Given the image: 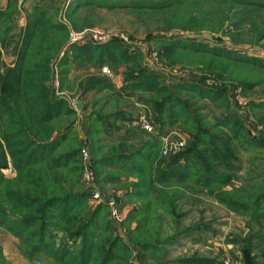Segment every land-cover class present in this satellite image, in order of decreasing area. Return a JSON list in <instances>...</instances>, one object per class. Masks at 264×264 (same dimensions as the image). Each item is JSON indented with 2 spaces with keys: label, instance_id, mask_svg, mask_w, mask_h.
<instances>
[{
  "label": "rangeland",
  "instance_id": "obj_1",
  "mask_svg": "<svg viewBox=\"0 0 264 264\" xmlns=\"http://www.w3.org/2000/svg\"><path fill=\"white\" fill-rule=\"evenodd\" d=\"M15 1L20 8L16 7L11 21L16 39L22 35L20 22L24 19L21 20V13L27 15L32 7L46 1L47 6H52L49 10L56 9L53 17L67 27L69 36L74 32L81 38L74 43L105 45L118 40L128 54L140 57L142 69L159 76L160 85L198 83L204 89L226 91L223 96L200 98L196 93L171 87L180 98L194 103L199 122L209 130L208 134L226 142L232 150L234 170L221 164L220 158L211 157L212 151L205 153L214 169L232 175L230 182L223 185L225 190L246 199L251 191L250 215L228 208L192 179L188 187L182 186L183 190L169 189L158 196L155 190L148 188L150 191L140 197L138 175L128 159L120 164L118 157L155 137L160 142L161 159L170 161L171 156L186 151L195 141L191 124L181 117L172 123L160 121L156 102L164 99L161 94L149 90H123L127 70L133 67V62L120 60V54L114 53V61L107 58L102 65L95 61L80 63L70 54L67 72H59V60L70 47L69 38L60 45L48 84L58 97L70 101L74 113L54 122L53 138L60 129L63 141L50 159L54 161L55 157L67 152L74 154L67 163L63 161L56 170L49 172L48 187L58 188L53 180L54 176H59L60 187L64 190L86 195L82 206L75 204L72 215L84 221L90 216L93 219L89 232L93 235L95 252L88 264H102L106 252L113 254L107 264H187L183 260L195 255L215 259L218 263L244 264L240 238L246 237L250 239L252 255L259 264H264V203H256L257 197L264 193V9L203 1L202 11L207 15L196 9L191 16L202 18L203 22L192 26L186 5L181 6L178 14L121 6L90 10L91 16H88L87 9L83 8L85 24L80 23L81 28L75 29L68 18L72 6L67 8L65 0ZM222 12H226L228 20L219 26ZM173 18L176 22L169 29L165 24ZM100 31L106 34V39L99 44L93 35ZM172 35L194 40L196 50L168 53L162 41ZM105 66L110 73H103ZM94 76L107 79L114 86L103 90L85 88L87 80ZM117 76L123 83L120 88L116 84ZM80 102L82 108L79 109ZM177 107L172 109L177 110ZM144 115L152 122L153 131L135 124ZM164 135L172 141H183L184 146L176 153H164ZM209 142L206 135L201 144L210 145ZM206 147L200 146L201 149ZM85 149L89 150L87 157ZM87 166L94 172V185L101 201L92 198L85 184ZM41 168L47 167H35L34 177L41 178ZM2 173L12 179L17 177L18 171L9 163ZM238 202L244 204L241 198ZM53 229L56 244L66 240L72 251L69 261L76 264L79 260L72 256H79L81 239L69 238L55 225ZM11 235L13 238L2 240L6 244L0 246V264L4 261L6 264H33L36 260L41 264H66L45 254L30 258L21 241ZM113 246L114 252L111 251Z\"/></svg>",
  "mask_w": 264,
  "mask_h": 264
},
{
  "label": "trees",
  "instance_id": "obj_2",
  "mask_svg": "<svg viewBox=\"0 0 264 264\" xmlns=\"http://www.w3.org/2000/svg\"><path fill=\"white\" fill-rule=\"evenodd\" d=\"M203 1L217 2L225 6L233 4L250 6L258 10L264 9V0H75L68 11V18L74 28L79 29L81 28L80 23L85 24L83 8L87 9L86 15L88 16H91L90 10L113 9L121 6L178 14L181 6L186 5L190 12L189 25L195 26L197 22H203L202 18L191 16L196 9L207 15L202 11ZM16 7L17 2L12 0L6 11H0L2 21L0 41L5 48L16 43L18 50L15 66H6L1 69L0 65V232L5 229L16 236L24 246L25 254L30 258L45 254L62 263H73L68 257L72 252L68 242L64 240L59 245L55 242L56 234L53 229L55 225V227L62 228L69 238L81 239L80 254L72 257L78 258L79 261L76 264H88L95 252L93 235L89 232L93 219L90 216L87 221H84L72 215L75 206L84 204L86 195L64 190L60 187L59 176H54L55 180H53L58 184V188L48 187L51 182L49 172L56 170L63 161L67 163L74 154L67 152L55 157L54 161L50 159L51 153L63 141V132L60 129L57 136L53 138L54 122L64 117L69 118L74 113L70 101L65 97H58L48 84L55 54L60 45L68 40L69 30L54 19L56 9H42L36 6L28 10L26 26L22 30L21 37L16 39L14 35L10 36L13 33L11 21L14 18ZM224 14L226 12H222L219 26L228 20L227 14L223 16ZM173 20L175 19L167 22L165 26L172 28L176 22ZM194 42L180 35H172L162 41L166 51L170 54L182 49L196 50L197 45ZM66 52L65 57L59 60L61 68L59 72L62 73L68 70L65 68L71 62L70 54L80 63L95 61L99 65L105 64L107 58L114 61L112 56L115 58V54H120L118 56L120 60L133 62V67L127 70L123 90L133 92L149 90L161 94L164 99L156 102V106L159 107L160 121L166 123L169 120L172 123L181 117L191 124L195 141L186 151L171 156L170 161L166 162L161 159L158 151L160 142L155 137L150 141L142 142L130 153L118 157L120 164H124V160L128 159L132 170L138 175L137 189L140 191V197L150 191L148 188L155 190L158 196L167 193L165 191L169 189L183 190L184 186L188 187L191 184L189 180L192 179L195 184L209 191L228 208L249 214L253 201L251 191L246 199L234 191L225 190L223 185L230 182L232 175L214 169L212 163L208 162L210 157L205 153L214 152L209 153L211 157L220 158L221 164L234 170L236 163L231 159L234 156L232 150L226 142L208 134L209 130L202 127L194 103L180 98L173 91L187 90L196 93L200 98H214L225 95L224 89L208 90L198 83L160 85L159 76L142 69L139 66L140 57L128 54L118 40L105 45L72 43ZM113 86L112 83L107 82V79L97 76L85 83L87 89L103 90ZM174 106H178L177 110L172 109ZM70 124L72 126V123ZM206 135L211 142H209L210 145L201 144ZM200 146L207 147L201 149ZM9 163L18 171L17 177L12 179L2 173V169L8 167ZM40 165H46L47 168H41V178H36L33 172L36 170L35 167ZM240 198L244 204L238 202ZM257 202L264 203V193L257 197ZM240 241L243 244L244 264H259L252 255L249 237L240 238ZM144 246L147 247V245ZM112 248L111 251L114 252V246ZM112 255L111 252H106L102 264H107ZM183 262L187 264H225L224 262L218 263L212 258L196 255L188 257ZM3 264H6L5 261Z\"/></svg>",
  "mask_w": 264,
  "mask_h": 264
},
{
  "label": "built area",
  "instance_id": "obj_3",
  "mask_svg": "<svg viewBox=\"0 0 264 264\" xmlns=\"http://www.w3.org/2000/svg\"><path fill=\"white\" fill-rule=\"evenodd\" d=\"M21 1H25V0H21ZM75 3V0H65V6L67 8H69L70 6H72ZM73 34V38H74V42L78 41L79 36L74 34V32H72ZM106 34L103 31H100L99 33H95L93 35V39L98 41V43H102V41H104L106 39ZM69 44V43H68ZM103 73H110V70L107 66L103 67L102 69ZM151 117V114H149ZM150 119V118H149ZM152 122L148 121V117L146 115L140 117L137 121H135V124L140 126L142 129L147 130V131H153V126L151 124ZM155 131V130H154ZM157 132V131H156ZM162 141H163V151L164 153H169V152H173L176 153L178 150H180L183 146H184V142L183 141H178V140H174L172 141L168 135H164L162 137ZM84 155L87 157L89 155V150L85 149L84 151ZM86 171H85V177H84V181L85 184L88 188V191L91 193L92 198L96 201H101L102 197L99 193V191L96 189L95 185H94V172L91 169L90 166L86 167ZM33 264H41L40 260H36L34 261Z\"/></svg>",
  "mask_w": 264,
  "mask_h": 264
},
{
  "label": "crops",
  "instance_id": "obj_4",
  "mask_svg": "<svg viewBox=\"0 0 264 264\" xmlns=\"http://www.w3.org/2000/svg\"><path fill=\"white\" fill-rule=\"evenodd\" d=\"M9 2H10L9 0H0V11H6ZM45 2L46 1H42L37 6L42 8V9H48V8L52 7L51 5L47 6ZM18 9L20 10L19 6H18ZM20 13H21V11L19 12V14ZM21 14H22V18H21V15L19 17L21 18V20L24 19V22H20V26L22 27V30H23L24 27L26 26L27 19H26V14H24V13H21ZM0 25H2L1 20H0ZM71 33L72 32H70V34ZM10 36H13V33ZM18 45H20V44H18ZM17 53H18V50L16 49V43H13L8 48H5V46H3L2 42L0 41V55H1L0 56V65L2 67L1 69H3L6 66H10V67L15 66L16 60H17ZM8 55H11V59H9V60H8ZM118 79L119 78L117 76L115 78V80L117 81V83H116L117 86L120 88L123 85V83L120 82V80L118 81ZM9 238L11 239V238H13V236L11 235V233L9 231L3 229L2 233L0 234V242H1L0 246H3L4 244H6V243H2V240H4V239L8 240ZM3 250H4V254H6L5 249H3Z\"/></svg>",
  "mask_w": 264,
  "mask_h": 264
},
{
  "label": "water",
  "instance_id": "obj_5",
  "mask_svg": "<svg viewBox=\"0 0 264 264\" xmlns=\"http://www.w3.org/2000/svg\"><path fill=\"white\" fill-rule=\"evenodd\" d=\"M72 43H74V38H73V34L71 33L70 34V37H69V44H72ZM77 107L80 109V108H82V103L80 102V103H78L77 104Z\"/></svg>",
  "mask_w": 264,
  "mask_h": 264
}]
</instances>
